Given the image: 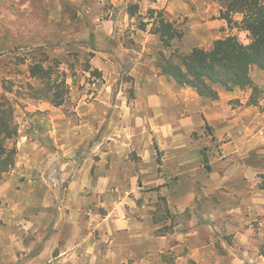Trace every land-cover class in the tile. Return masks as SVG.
Returning a JSON list of instances; mask_svg holds the SVG:
<instances>
[{"label":"crops","instance_id":"obj_1","mask_svg":"<svg viewBox=\"0 0 264 264\" xmlns=\"http://www.w3.org/2000/svg\"><path fill=\"white\" fill-rule=\"evenodd\" d=\"M173 5L158 0L150 7H167L171 12ZM125 18L131 20L128 15L98 20L92 34L99 63L94 60L93 65L110 91L117 87L124 68L132 78L127 85L133 87L134 96H113L103 90L95 101L84 100L77 107L86 121L81 130L72 128L71 121H62L53 132L58 155L86 159L85 166L91 157L79 152L86 151L91 146L88 141L95 138L100 156L95 179L100 188L87 190L74 175L64 197L67 210L59 207L55 233L44 249L31 257L22 255L23 242L18 257L13 239L4 241L2 246L10 248L11 255L0 264H42L45 254L59 243L64 245L56 257L59 264H84L90 258L91 238L83 235L98 228L102 249L92 255L94 264H162L167 251L176 252L178 264H184L186 249L190 250L187 257L199 264L211 248L206 233L221 220L234 235L233 258L250 259V263L252 258H246L251 257L250 250L264 247V237L256 238L252 225L258 218L264 220V190L259 187L264 167L250 160L260 141L249 136L253 129H262L264 110L250 105L240 89L218 88L220 98L212 101L162 76L154 57L160 49L159 37L137 29L125 45V34L116 25ZM258 151L264 155V147ZM64 167H57L58 182L66 177L61 172ZM80 173L88 175L85 169ZM98 197L106 208L104 217L97 224L94 215L89 221L80 220L89 201ZM162 197L168 202L169 211L164 212L168 221L155 218ZM201 199L210 200L206 207L200 205ZM260 226L263 233L264 221ZM258 255V264H264V256Z\"/></svg>","mask_w":264,"mask_h":264},{"label":"rangeland","instance_id":"obj_2","mask_svg":"<svg viewBox=\"0 0 264 264\" xmlns=\"http://www.w3.org/2000/svg\"><path fill=\"white\" fill-rule=\"evenodd\" d=\"M156 1L158 0L0 1V101L2 98H7L13 105L14 123L18 129V137L8 143L9 149L17 148L15 168L0 179L1 262L11 255L10 248L2 246L4 241L10 239L17 244L14 248L18 252V257H21L20 243L23 242L27 246L23 248L22 255L27 254L31 257L41 247L42 250L44 249L55 233L59 207L67 210V199L65 198L64 201V197L68 196L74 175H78L82 180V186H86L87 190L94 191L100 188V183L95 179L100 162V156L94 148L95 138L88 141L91 146L86 151L79 152V155L86 153L91 157L87 166H85L86 159L81 162L75 160L76 157L58 155V150L53 145L54 127H58L62 121L66 123L71 121L70 126L77 130H81L86 125L85 117L76 111L82 101H95L104 93L103 90L113 96L121 93L129 99L134 96L133 87L127 85L132 84V78L124 73V68L117 87L111 91L105 89V80L92 76L91 71H88L90 68L95 70L94 60L99 63V58H96L98 49L92 34L99 24L98 20L130 16L131 7L138 5V13L130 16L131 20L125 18L116 23L118 31L122 30L120 32L125 34L122 35L125 45L130 44L129 36L135 30H140V21L150 22L148 18L150 9L164 10L168 19L183 33V38L175 42L172 50L187 52L196 47L210 49L217 40L231 36L238 37L245 44L250 41L249 34L240 26L243 15H233L238 25H229L222 19V5L225 0H165V3H174L171 12L167 7L163 9L150 7ZM150 30L151 25L148 27V32ZM158 51L155 52V59ZM167 54L170 55V51H167ZM37 63H43L46 67H55L54 70L58 73L53 77V83L57 78L60 82L63 79L62 74H66L70 90L62 107H54L49 102L32 97L29 85L32 84L37 88L42 85L41 81L30 78L29 67ZM127 69H129L128 65ZM251 77L261 93L254 97L253 90L246 89L241 90L242 93L239 92L240 96L249 103L252 99H257V106L264 110V71L253 68ZM263 129L264 124L261 130L253 129L249 134L253 140L260 141L259 148L264 147V141L261 142V138L264 140ZM259 148L250 156V160L253 164L264 167V155H261L262 151H258ZM60 165L66 166L63 171L62 168L59 169L66 176L63 182H58L56 176L57 167ZM83 169L88 175L83 176V173H80ZM44 194H48L49 198L46 199ZM209 201L201 199L199 203L206 207ZM217 201V199L213 200V202ZM89 202L87 210L81 212L83 215L80 220L84 217L89 221L94 215L96 218L94 223L97 224L104 217L106 208L101 207L100 197ZM126 206L130 205L126 203ZM90 211H93V214ZM156 212V219L168 221V215L159 205ZM262 221L264 220L258 218L252 223L256 238H261V235L264 237V232L261 233L260 230ZM217 223H220L219 227L212 226V229L206 233L211 248L207 250L202 260L200 259L199 264H258L261 248L259 247L257 251L250 250L251 257L248 255L246 257L252 258L250 263V259L242 262L238 257L233 258L230 245L234 235L228 233L224 221ZM83 236L91 238L87 247L90 258L84 264H94L92 255L99 254L102 249L100 245L102 233L98 228L86 231ZM96 240L97 248L94 247ZM224 241L227 244L224 245ZM54 248L48 255L45 254L42 264L60 263L56 257L62 249L64 250V245L59 243ZM189 253V249L183 253L184 264H198L194 258L187 257ZM162 256V264H178L176 252L167 251ZM97 264L105 263L103 261Z\"/></svg>","mask_w":264,"mask_h":264},{"label":"trees","instance_id":"obj_3","mask_svg":"<svg viewBox=\"0 0 264 264\" xmlns=\"http://www.w3.org/2000/svg\"><path fill=\"white\" fill-rule=\"evenodd\" d=\"M222 7L221 17L229 25H238L233 15H243L240 26L250 36L248 44L241 42L236 36H231L217 40L210 49L196 47L187 52L172 50L175 42L183 38V33L168 19L164 10L157 9L149 10L150 22L140 21L139 29L148 31L151 25L150 32L159 37L161 46L156 55V67L162 76L174 80L179 86L192 88L201 97L212 101L220 98L218 88L228 92L252 89L255 97L261 90L254 85L251 71L253 68L264 71V0H225ZM138 10V5L132 6L130 16H135ZM167 51H170V55ZM54 69L55 67H46L43 63L32 64L29 67L30 78L41 81L42 85L37 88L30 84L29 89L34 99L49 102L54 107H62L66 103L70 88L64 73L60 82L59 78L52 82L58 73ZM88 71H91L92 76L101 78L99 71L91 68ZM250 103L257 106L258 100L254 98ZM14 113L10 101L2 98L0 179L10 173L16 165L17 148H8V143L18 137ZM259 178V187L264 190V174H260ZM158 205L168 213L166 198L162 197ZM261 255L264 256V247L261 248Z\"/></svg>","mask_w":264,"mask_h":264}]
</instances>
